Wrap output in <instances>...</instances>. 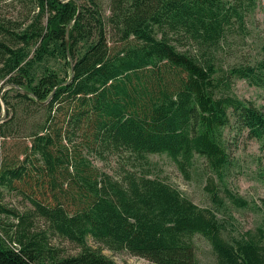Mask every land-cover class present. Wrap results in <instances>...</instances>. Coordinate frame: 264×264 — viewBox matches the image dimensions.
I'll use <instances>...</instances> for the list:
<instances>
[{
    "label": "trees",
    "instance_id": "trees-1",
    "mask_svg": "<svg viewBox=\"0 0 264 264\" xmlns=\"http://www.w3.org/2000/svg\"><path fill=\"white\" fill-rule=\"evenodd\" d=\"M259 1L109 0L106 14L99 0H30V15L0 14V264H118L88 236L154 264H201L197 233L214 264H264V229L233 234L217 215L224 198L248 200L215 181L230 165V118L264 148V106L232 90L235 78L264 88V56L219 60ZM49 59L64 60L63 76ZM20 134L29 141L9 152ZM153 153L186 177L204 157L215 209L153 175ZM108 155L117 175L92 160ZM55 236L80 250L64 254Z\"/></svg>",
    "mask_w": 264,
    "mask_h": 264
},
{
    "label": "rangeland",
    "instance_id": "rangeland-1",
    "mask_svg": "<svg viewBox=\"0 0 264 264\" xmlns=\"http://www.w3.org/2000/svg\"><path fill=\"white\" fill-rule=\"evenodd\" d=\"M99 1L104 13L108 14L109 0ZM31 8L30 0H0L1 16L22 18L31 14ZM219 50V60L224 65L233 62H253L264 56V0H260L254 9L247 13L245 30L234 31ZM63 63L62 59H49L47 65L56 69L60 76H63ZM1 90L3 89L0 88ZM232 90L240 98L249 99L259 106H264L263 87L254 86L244 79L235 78ZM0 105V113L4 114L2 100H0ZM230 121V125L224 129V136L230 151V165L221 178L215 177V181L221 188L226 186L235 194L244 196L249 204L246 207H237L224 198V209H221V206L217 215L227 220V230L233 234L246 229H255L258 226L264 229V210L261 207V200L264 199V148H261L255 138L248 137L246 132L239 133L233 125L232 118ZM20 135L18 139L10 140L6 145L9 152L14 153L19 150V148L13 147L16 144L19 146L29 141L25 135ZM148 158L151 161L150 169L153 175L159 176L173 185L197 205L215 209L216 206L212 204L205 187L210 170L204 157H196L188 177L180 172L166 154L153 153L149 154ZM92 160L101 170L113 175L119 173L118 165H120L121 159L118 160L116 155H108L105 159L92 157ZM220 187L219 189H221ZM4 200L9 205L27 204L19 194L16 195L14 192L6 193ZM192 240L197 260L201 264H214L215 257L209 241L199 233L195 234ZM52 242L59 246L64 254H75L80 250L79 246L61 237H53ZM87 243L92 247H100L104 254L118 264H154L126 249H108L90 236L87 237Z\"/></svg>",
    "mask_w": 264,
    "mask_h": 264
},
{
    "label": "water",
    "instance_id": "water-1",
    "mask_svg": "<svg viewBox=\"0 0 264 264\" xmlns=\"http://www.w3.org/2000/svg\"><path fill=\"white\" fill-rule=\"evenodd\" d=\"M78 9H79V6H78ZM69 25L67 26V28H66V38H65V41H66V43L68 42V32H69ZM68 59H69V62H70V64H71V70H72V64H73V61H72V59H71V57L69 56L68 57ZM4 112H5V106H4Z\"/></svg>",
    "mask_w": 264,
    "mask_h": 264
}]
</instances>
